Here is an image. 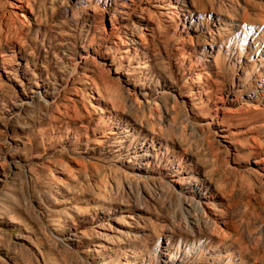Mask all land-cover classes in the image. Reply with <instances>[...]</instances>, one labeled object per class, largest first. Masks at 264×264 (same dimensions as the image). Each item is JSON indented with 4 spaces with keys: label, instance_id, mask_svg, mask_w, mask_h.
<instances>
[{
    "label": "rangeland",
    "instance_id": "rangeland-1",
    "mask_svg": "<svg viewBox=\"0 0 264 264\" xmlns=\"http://www.w3.org/2000/svg\"><path fill=\"white\" fill-rule=\"evenodd\" d=\"M0 264H264V0H0Z\"/></svg>",
    "mask_w": 264,
    "mask_h": 264
}]
</instances>
